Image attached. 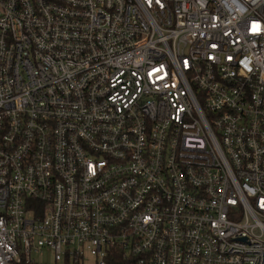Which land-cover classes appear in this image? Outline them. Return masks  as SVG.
Returning a JSON list of instances; mask_svg holds the SVG:
<instances>
[{"label":"built area","instance_id":"2783aa9c","mask_svg":"<svg viewBox=\"0 0 264 264\" xmlns=\"http://www.w3.org/2000/svg\"><path fill=\"white\" fill-rule=\"evenodd\" d=\"M0 264H264V0H0Z\"/></svg>","mask_w":264,"mask_h":264},{"label":"rangeland","instance_id":"374dc122","mask_svg":"<svg viewBox=\"0 0 264 264\" xmlns=\"http://www.w3.org/2000/svg\"><path fill=\"white\" fill-rule=\"evenodd\" d=\"M40 260L44 262H52L53 260L52 252L47 251L44 255L40 256Z\"/></svg>","mask_w":264,"mask_h":264}]
</instances>
